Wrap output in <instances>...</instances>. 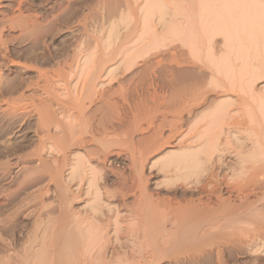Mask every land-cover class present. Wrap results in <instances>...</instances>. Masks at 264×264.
<instances>
[{
	"label": "rangeland",
	"instance_id": "rangeland-1",
	"mask_svg": "<svg viewBox=\"0 0 264 264\" xmlns=\"http://www.w3.org/2000/svg\"><path fill=\"white\" fill-rule=\"evenodd\" d=\"M19 1L0 0V95L6 98L0 103L15 98L12 107L0 104V264H264V0H26L21 12L39 15L38 41L20 34L22 24L7 23L19 14ZM74 60L69 79L56 75ZM91 71L96 74L89 80ZM93 81L97 92L82 94ZM112 89L119 91L111 101L120 102V114L103 105ZM171 92L180 95L174 97L178 109L167 103ZM81 98L83 108L76 104ZM145 104L155 108L145 114L148 120L139 116ZM79 108L100 126L104 110L114 126L124 121L126 130H108L119 133L117 139L125 136L122 143L113 136L120 143L113 148L105 143L112 135L93 137L81 122L85 135L73 121L84 143L71 142L66 156L60 155L44 133L50 128L56 134V126L41 121L49 116L46 121L56 124L65 110L71 130L67 117ZM176 114L180 122L172 129ZM129 129L133 137L125 135ZM101 142L109 145L107 152ZM37 151L44 164L30 176L37 161L22 157ZM200 200V216L179 218L181 204ZM206 218L215 225H206Z\"/></svg>",
	"mask_w": 264,
	"mask_h": 264
},
{
	"label": "bare ground",
	"instance_id": "bare-ground-1",
	"mask_svg": "<svg viewBox=\"0 0 264 264\" xmlns=\"http://www.w3.org/2000/svg\"><path fill=\"white\" fill-rule=\"evenodd\" d=\"M9 1H10V0H9ZM15 1H16V0H15ZM23 2H26V0H20V1L18 2V5H15L16 8H17V6H19V8H18V13H19V14H16V15H15V13H14V15H11V16H12L11 18L8 17V21H9V22L5 21V23H6V22H7V23H13L14 25H16V24H19V25L22 24V25H23V27H22L23 29L20 28L19 25L16 26V28H20V30H21V29L23 30V32L20 33V34H21V35L24 34V35H26V37H27V35L33 37V40L30 39L31 37L29 38V40H32V41H38V40L40 39V34H42V32H41L42 30H39L41 27H40V28L38 27V26L41 25V24L37 23V22H39V21H37V20L39 19V17H37V16H39V15L36 14L37 16H36L35 18H32V17H31L32 15H31L30 17H29V15H27V16L24 15L25 13H24V14L22 13L23 10H22V12H21V8H22L21 6H22ZM15 3H16V2H15ZM69 3H70V2H69ZM70 4H71V3H70ZM11 5H12V4H11ZM3 6H4V5H3ZM41 6H42V5H41ZM24 7H25V6H24ZM69 7H70V6H69ZM4 8H5V7H4ZM40 8H41V7H40ZM67 8H68V7H67ZM15 10H16V9H15ZM69 12H70V11H69ZM12 14H13V13H12ZM50 14H52V13H50ZM67 14H68V13H67ZM53 15H54V14H53ZM8 16H9V15H8ZM40 16H41V14H40ZM64 16H65V15H64ZM67 16H68V15H67ZM6 17H7V16H6ZM42 17H43V16H42ZM52 17H53V16H52ZM56 17H57V16H56ZM59 17H60V16H59ZM48 18H49V17H48ZM48 18H47V20H45V21H48V23H49V21H51V20L54 19V17L51 18V20L48 19ZM45 19H46V18H45ZM65 19H66V18H65ZM1 20H3V19H1ZM58 20H59V19H58ZM42 23H43V22H42ZM48 23H47V24H48ZM49 24H50V23H49ZM49 24H48V25H49ZM55 24H56V23H55ZM3 25L5 26L6 24H3ZM53 25H54V24H53ZM4 26H3V28H4ZM6 26H7V25H6ZM42 26H44V25H42ZM50 26H51V25H50ZM50 26H49V27H50ZM58 26H59V25H58ZM13 27H14V26H13ZM44 28H45V27H44ZM44 28H43V29H44ZM46 28H47V27H46ZM12 29H15V28H12ZM41 29H42V28H41ZM35 30H36L37 32H36ZM44 30H45V29H44ZM2 31H3V30H2ZM0 33H1V34H0V35H1V36H0V41H3L4 38L2 39V32H0ZM35 33H37V35H36ZM48 33H49V32H48ZM248 34H249V35H252V33L250 34L249 32H248ZM254 34H255V33H254ZM257 34H258V33H257ZM35 35H36V36H35ZM46 35H47V34H46ZM252 36H253V35H252ZM11 37H12V36H11ZM35 37H37V38H35ZM250 37H251V36H250ZM27 38H28V37H27ZM5 39H9V38H5ZM15 39H16V38H15ZM23 40H24V39H23ZM36 43H37V42H36ZM0 45H1V44H0ZM36 45H37V44H36ZM5 49H6V48H5ZM5 51H6V50H5ZM9 51H10V50H9ZM7 52H8V51H7ZM4 54H5V53H4ZM6 55H7V53H6ZM68 55H69V54H68ZM2 56H3V55H2ZM70 56H71V55H70ZM72 56H74V55H72ZM3 57L5 58V55H4ZM7 58H8V56H6V59H7ZM64 58H65V57H64ZM73 58L75 59V57H73ZM73 58H72V59H73ZM72 59H71V60H72ZM9 60H11V59H8V61H9ZM69 60H70V59H69ZM5 61H6V60H5ZM128 61L130 62L131 59H130V60L128 59ZM163 61H164V60H163ZM177 61H178V60H177ZM74 62H75V60H74V61H71V62L69 61V62L66 63L62 68H61L62 65L59 66V67L61 68V71H59L58 73H56V75L58 74L59 77H63V78H64L65 76L67 77L69 72L72 73V70H73L72 67H73V65H74ZM132 62H133V61H132ZM160 62H161V61H160ZM160 62H159V63H160ZM3 63H4V62H2V64H3ZM10 63H11V66H17V65L20 64V63L16 64L14 61H11ZM72 63H73V65H72ZM98 63H99V60H98ZM101 63H102V62H101ZM62 64H63V63H62ZM103 64H105V63H103ZM127 64H128V63H127ZM127 64H126V65H127ZM178 64H179V63H178ZM58 65H59V64H58ZM85 65H86V64H85ZM98 65H99V64H98ZM98 65H97L96 67H98ZM130 65L134 66V64H130ZM20 66H21V65H20ZM104 66H105V65H104ZM104 66H103V67H104ZM127 66H129V65H127ZM130 67H131V66H130ZM85 68H86V66H84L82 70L84 71ZM87 68H88V67H87ZM131 68H132V67H131ZM150 68H151V67H150ZM89 69H90V67H89ZM102 69H103V68H102ZM126 69H127V68H126ZM147 69H148V68H147ZM171 69H172V68H171ZM59 70H60V69H59ZM68 70H69V71H68ZM82 70H81V72L83 73ZM91 70H94V68L91 69ZM95 70H96V69H95ZM173 70H174V69H173ZM97 71H98V69H97ZM95 72H96V71H95ZM174 72H175V71H172V73L169 72V74H172V75H171L172 78H176V76H174V75L176 74V72H175V74H173ZM177 72H178V71H177ZM39 73H40V71H39ZM53 73H54V72H53ZM71 73H69V75H70ZM82 73H81V74H82ZM178 73H179V72H178ZM178 73H177V74H178ZM1 74H2V73H1ZM72 74H73V73H72ZM88 74H89V73H88ZM94 74H96V73H94ZM94 74H93L92 71H91V72H90V75H88V76L90 77L91 75L93 76ZM44 75H45V74H44ZM81 76L84 77V74H83V75H80V77H81ZM169 76H170V75H169ZM42 77H43V76H42ZM47 77H48V76H47ZM59 77H56V78H55V76H54V79H57V78H59ZM66 77H65V78H66ZM45 78H46V77H45ZM67 78H68V77H67ZM177 78H178V77H177ZM41 79H42V78H41ZM60 79H61V78H60ZM68 79H69V78H68ZM92 79H93V77H92V78L90 77L89 80H92ZM98 79H99V78H98ZM89 80H88V81H89ZM150 81H151V80H150ZM169 81H170V80H169ZM171 81H173V80L171 79ZM0 82H1V81H0ZM172 83H173V82H172ZM174 83H175V82H174ZM150 84H151V83H150ZM162 84H163V83H162ZM170 84H171V83H170ZM37 85H38V84H37ZM89 85H90V84L87 85V88H88V90H89V88H90V92L86 90L87 92H83L82 94L86 93V94L88 95V93L90 94V93L94 92V90H95V88H96L95 85H97V84H95L94 81H93L92 84H91L90 86H89ZM172 85H173V84H172ZM175 85H176V84H175ZM1 86H2V85H1ZM1 86H0V87H1ZM152 86H153V85H152ZM159 86H160V85H159ZM170 86H171V85H170ZM5 87H6V86H5ZM36 87H37V86H36ZM38 87H39V86H38ZM121 87H122V86H121ZM156 87H157V86H156ZM167 87H168V85H167ZM2 88H3V86H2ZM87 88H86V89H87ZM149 88H150V87H149ZM7 89H8V88H7ZM123 89H124V88H122V89L119 88V90H121L122 92H123ZM146 89H147V88H146ZM165 89H166V88H165ZM176 89H177V88H176ZM82 90H83V89H82ZM125 90H126V89H125ZM3 91H5V90L3 89ZM6 91H8V90H6ZM95 91H96V90H95ZM146 91H148V89H147ZM170 91H173V92H174L175 90H174V89L171 90V88H170ZM0 92H1V91H0ZM96 92H97V91H96ZM118 92H119L118 89H112L111 94H114V95H112V96L110 95V96H111V97H110L109 94H108V96H107L108 98L105 97L106 99H103L104 102H103V101H102V102H103V105L105 104V107H104V108H107L108 110H110V109H111V110H114V108H115L116 112L120 114L121 111H120V112L117 111V109H118V110H121V108H122V106L120 107V105H121L120 102L118 103L117 101H111L112 98H113V96H116L115 94L118 93ZM122 92H121V93H122ZM148 92H149V91H148ZM153 92H154V91H153ZM153 92H152V93H153ZM175 92H178V91H175ZM2 93H3V92H1V95H2ZM11 93H12V92H11ZM80 93H81V92H80ZM94 93H95V92H94ZM94 93H93V94H94ZM166 93H167V92H166ZM7 94H8V92H7ZM76 94H77V93H76ZM154 94H155V92H154ZM157 94H158V93H157ZM157 94H156V96H157ZM172 94H173V93L171 92V95H170V98H169L170 100H167L168 102H167V101H166V102L169 103V104L172 103L173 105H171V106H172V107L175 106V108L178 109V107H177L178 105L176 104V101H175L174 97L176 96V98H177V97H179L180 95L177 96L178 93H176V95H175V93H174L173 96H172ZM1 95H0V97H1ZM9 95H10V94H9ZM13 95H14V94H13ZM70 95H72V93H70ZM79 95H80V94H79ZM96 95H97V94H96ZM106 95H107V94H106ZM122 95H123V94H122ZM4 96H5V95H4ZM21 96H22V97H20V98H21V100H22V98L24 97V94L21 93ZM89 96H91V95H89ZM159 96H160V95H159ZM164 96H165V95H164ZM164 96H163V97L161 96L162 99H164ZM6 97H7V99L9 98L8 95H6ZM10 97H11L10 99L13 98L12 96H10ZM33 97H34V96H33ZM80 97H81V96H80ZM122 97H123V96H122ZM152 97H154V96H152ZM167 97H168V95H167ZM167 97H166V98H167ZM2 98H4V97H1V99H2ZM120 98H121V97H120ZM148 98H149V97H148ZM4 99H6V98H4ZM98 99H99V98H98ZM122 99H123V98H122ZM145 99H146V98H145ZM145 99H144V100H145ZM167 99H168V98H167ZM179 99H180V97H179ZM179 99H177V100H179ZM14 100H15V98H14ZM14 100H10V101L5 100V101L2 102V104L7 105L8 107H12V106L10 105V103H11V101L15 102ZM24 100H26V99H24ZM67 100H68V102H69V99H67ZM67 100H66V101H67ZM72 100H73V102H75V101H74L75 98H74V99H71L70 103L72 102ZM80 100H81V101L83 100L82 103L80 102ZM80 100H76V104H78V105H80V106L82 107V106H83V103H84V99L81 98ZM88 100H89V99H88ZM96 100H97V99H96ZM100 100H101V98H100ZM115 100H116V99H115ZM119 100H120V99H119ZM139 100L141 101L142 99H139ZM150 100H151V99H150ZM0 101H1V100H0ZM123 101H124V100H123ZM133 101H134V100H133ZM157 101L159 102V100H157ZM179 101H180V100H179ZM181 101H182V100H181ZM181 101H180V102H181ZM9 102H10V103H9ZM33 102H34V99H33ZM73 102H72V103H73ZM85 102H86V100H85ZM89 102H90V101H89ZM145 102H147V101H145ZM154 102H156V101H153V103H154ZM162 102H163V101H162ZM64 103H65V102H64ZM64 103H63V105H61V106H62L61 108H63V106H64V108H65V107L68 105L67 102H66V104H65L66 106L64 105ZM91 103H93V101L90 102L89 104H91ZM135 103H136V102H135ZM141 103H142V102H141ZM148 103H149V102H148ZM151 103H152V102H151ZM156 103H157V102H156ZM156 103H155V104H156ZM183 103H184V102H183ZM0 104H1V103H0ZM2 104H1V105H2ZM13 104H14V103H13ZM61 104H62V103H61ZM74 104H75V103H74ZM76 104H75V106H76ZM138 104H140V102H138ZM138 104H137V105H138ZM142 104H143V103H142ZM142 104H141V105H142ZM158 104H159V103H158ZM162 104H164V102H163ZM162 104H160V106H161ZM165 104H166V103H165ZM169 104H168V105H169ZM181 104H182V103H181ZM185 104H186V103H185ZM1 105H0V106H1ZM36 105H37V104H35L34 107H37V106H38V105H37V106H36ZM40 105H42V104L40 103ZM70 105H71V104H70ZM70 105H69V106H70ZM125 105H126V103H125ZM133 105H134V104H133ZM166 105H167V104H166ZM182 105H183V104H182ZM182 105H181V106H182ZM69 106H67V107H69ZM71 106H73V105H71ZM71 106H70V107H71ZM84 106H85V105H84ZM129 106H130V105H129ZM156 106H157V105H156ZM171 106H170V107H171ZM183 106H184V105H183ZM67 107H66V108H67ZM70 107H69V108H70ZM102 107H103V106H102ZM137 107H138V106H137ZM149 107H150V106H148L147 104L143 105L142 108H140L141 110H140L139 112L141 113V115L139 114V116H142V118L145 117V116H146L145 114H148V113H147L148 111H149V114H150V109H151V108L153 109V107H152V106H151L150 108H149ZM154 107H155V106H154ZM163 107H165V106H163ZM14 108L16 109V107H13V108H12V112L15 113V112H17L18 109L15 111V110H13ZM39 108H41V107L39 106ZM42 108H44V107H42ZM82 108H83V107H82ZM82 108H79L80 111L77 110V113H78L77 116H75V115H71V114H70L71 116H68V115H67V116H68L67 118H72V122L69 120V123H67L68 126L70 125L71 130H72V128H73L76 124H77V127H78V126L80 125V123L83 122V123H85V125H83V127L85 128V126H86V127L89 129V131H91L93 137L101 136V135L104 134L103 136L106 135V136H107L106 138L108 139V136L111 137V135H112V134L108 135V133H109L108 130L110 129L109 127L112 126V128H113L112 132H114V131H117L118 127H119V129H120L121 124L124 122V121H122V123L120 122V125L118 124V125H119L118 127H117V126H114V125L111 123V121L107 120V119H108L107 116H106V113H107V112L105 113V110H104L101 114H99V112H98V114L100 115L99 119L97 118V115H96V118L98 119V121H99L100 123L103 122V124H104V125L102 124L103 126H102V125L100 126V124H97L96 121H93L94 119H93V120L90 119V117H91L90 114H91V113H90V112H89V114L86 113V111H84L85 107H84L83 110H81ZM179 108H180V106H179ZM183 108H184V107H183ZM8 109H9V108H8ZM37 109H38V107H37ZM71 109H72V108H71ZM75 109H76V108L74 107V110H75ZM124 109H125V108H124ZM126 109H127V108H126ZM152 109H151V110H152ZM154 109H155V108H154ZM154 109H153V110H154ZM5 110L7 111V109H5ZM5 110H4V111H5ZM9 110H10V109H9ZM43 110H45L44 112H47L46 109H43ZM66 110H67V109H66ZM68 110H69V109H68ZM115 110H114V111H115ZM133 110H134V109H133ZM181 110H183V109H181ZM21 111H22V110H21ZM61 111H62V113H60V110L58 111V112L62 115L61 118H60V116H59V118H57V116H58L57 114H56V117H54V118H57V121L54 119V121H56V124H54L55 122H52L51 120H50L51 122H47V121H49V120H48V119H49V118H48L49 116H47V119H46L47 121L44 120L43 122L41 121V123H45V124H47V125H48V123H50V124L53 123L52 125H55V126H56L57 131H58V132H56V130H55L56 134L59 133V134L62 135V136H59V134H58V136L55 137V136L53 135V134H55V133L52 134V131L50 130V128L46 129V132H44V133L47 134V136H48V140H49L48 143H51V144H52V146L54 147L53 149H56L58 152H61L62 154H60V155H64V156H66L67 147H69V145L71 144V142H72V144H71L72 146H73V144H74L73 142H77V145H82V143H84L83 137H84L85 135H87V134H85L86 131H85L84 128H82V125L79 126V127L82 128L81 131H83V129H84L85 132H84V133H83V132H80V133H83V134H85V135L82 134V135H79L78 137L75 136L76 134L78 135V133H79V132H77L78 129H76V127H75V129H76L77 131L74 132V129L72 130V131L74 132V134H73V132H70V131H71V130H69L70 128L68 129V128L66 127V125H65V122H66V121H64V119H65V115L63 116V114H66L67 111H65V110H61ZM69 111H70V110H69ZM158 111H159V109H158ZM160 111H161V110H160ZM169 111H170V110H169ZM174 111H177V110L174 109ZM174 111H173V112H174ZM178 111H179V110H178ZM178 111H177V112H178ZM184 111H185V109H184ZM12 112H11V113H12ZM36 112H37V111H36ZM39 112H41V111H39ZM39 112H37V113H39ZM48 112H49V111H48ZM74 112H76V110H75ZM110 112H111V111H109L108 114H111ZM129 112H130V111H129ZM129 112H128V113H129ZM152 112H153V111H152ZM171 112H172V110H171ZM179 112H180V111H179ZM14 113H12V115H13ZM41 113H42V114H45V113H43V111H42ZM41 113H40V115H41ZM122 113H123V112H122ZM132 113H133V112H132ZM153 113H156V111L153 112ZM164 113H165V112H164ZM166 113H169V114H170V112H168V110L166 111ZM16 114H17V113H16ZM49 114H51V113H49ZM49 114H48V115H49ZM72 114H75V113H72ZM119 114H116V115L118 116V118H119ZM135 114H136V113H134V115H135ZM172 114H173V113H172ZM125 115H126V114H125ZM153 115H154V114H153ZM170 115H171V114H170ZM173 115H174V114H173ZM41 116H42V115H41ZM50 116H51V115H50ZM52 116H53V114H52ZM92 116H93V115H92ZM122 116H123V115H121V118H123ZM127 116H129V115H127ZM135 116H136V115H135ZM137 116H138V114H137ZM139 116H138L137 118H139ZM147 116H148V117H147ZM147 116H146L145 118H146V119H147V118L149 119V115H147ZM177 116H179V114H178V115L176 114V116L172 118L171 123L168 122V123H170L169 125H172V129H174L173 127H174L176 124H178V122H180V121L178 120L180 117H177ZM44 117H45V116H44ZM94 117H95V116H94ZM108 117H109V116H108ZM112 117L114 118L113 115H112ZM133 117H134V116H133ZM39 118H41V117H39ZM39 118H38V121H39ZM92 118H93V117H92ZM105 118H106V119H105ZM116 118H117V117H116ZM118 118H117V119H118ZM145 118H144V119H145ZM176 118H178V119L176 120ZM97 119H96V120H97ZM117 119L114 118L113 121H115V120L117 121ZM123 119H124V118H123ZM123 119H122V120H123ZM125 119H126V118H125ZM125 119H124V120H125ZM140 119H141V118H140ZM140 119H139V120H140ZM148 119H147V120H148ZM170 119H171V118H170ZM181 119H182V118H181ZM40 120H41V119H40ZM42 120H43V118H42ZM91 120H92V121H91ZM111 120H112V118H111ZM130 120H131V119H130ZM139 120H138V121H139ZM73 121L76 122L75 125H73ZM116 121H115V122H116ZM120 121H121V120H120ZM125 121H126V120H125ZM134 121H135V118H134ZM140 121H141V120H140ZM142 121H143V120H142ZM142 121H141V123H142ZM152 121H153V120H152ZM165 121H166V120H165ZM169 121H170V120H169ZM67 122H68V121H67ZM75 122H74V123H75ZM92 122H96L97 125H93V124H95V123L92 124ZM99 122H98V123H99ZM132 122H133V121H132ZM132 122H129L130 124L128 123V125H129V127H132V130H133V126H132V124H131ZM135 122H136V121H135ZM83 123H82V124H83ZM117 123H118V122H117ZM162 123H163V122H162ZM182 123H183V121H182ZM39 124H40V123H39ZM123 124H124V123H123ZM123 124H122V125H123ZM134 124L136 125V128H137L139 125H141L139 122L137 123L138 125H137L136 123H134ZM149 124H151V123H149ZM52 125H51V126H52ZM128 125H125V126L128 127ZM135 125H134V127H135ZM178 125H179V124H178ZM180 125H181V123H180ZM41 126L43 127V125L40 124V127H41ZM51 126H50V127H51ZM176 126H177V125H176ZM176 126H175V127H176ZM115 127H116V128H115ZM129 127H128V128H129ZM112 128H111V129H112ZM169 128H170V127H169ZM180 128H181V127H180ZM44 129H45V128H44ZM88 129H87V132H89ZM121 129H125V130H126V128H125V127L122 128V126H121ZM138 129L141 130V129H142V126H141V129H140L139 127H138ZM68 130H69V132H68ZM79 130H80V128H79ZM169 130H170V129H169ZM41 131H42V130H41ZM41 131H40V132H41ZM119 131H122V130H119ZM127 131H128V133H127L126 131H124V132L127 133V134H125L126 136L129 135L130 133H134V132H131L130 129L127 130ZM135 131H136V130H135ZM172 131L174 132V130H172ZM175 131H177V130H175ZM37 132H38V131H37ZM37 132H36V133H37ZM117 132H118V131H117ZM129 132H130V133H129ZM170 132H171V131H170ZM173 132H172V133H173ZM177 132H178V131H177ZM91 133H90V134H91ZM121 133H122V132H120V135H121ZM135 133H136V132H135ZM56 134H55V135H56ZM88 134H89V133H88ZM90 134H89V135H90ZM114 134H116V133H114ZM114 134L112 135V138H113L112 141L114 140V137H113V136H115L116 141L119 142V139L121 138V137H119V139H117L118 136H119V133H118V135H117V134L114 135ZM173 134H175V132H174ZM36 135H37V134H36ZM44 135H45V134H44ZM131 135H132V134H130V137H133V136H131ZM32 136H33V135H32ZM82 136H83V137H82ZM116 136H117V137H116ZM157 136H158V135H157ZM41 137H42V136H41ZM45 137H46V135L43 136L44 140L47 139V137H46V139H45ZM154 137H156V136H154ZM43 138H42V141H43ZM101 138H102V137H101ZM101 138H100L101 141H103V142H104L105 140L107 141V139H106L105 137H104L105 140H103V139H101ZM122 138H123V137H122ZM122 138H121V139H122ZM124 138H125V136H124ZM124 138L122 139V141L124 140ZM128 138H129V137H126V139H128ZM152 138H153V137H152ZM163 138H164V137H163ZM39 139H40V138H39ZM85 139H87V138H85ZM121 139H120V143H122V142H121ZM126 139H125V140H126ZM156 139H158V138H156ZM40 140H41V139H40ZM100 140H99V142H100ZM128 140H129V139H128ZM130 140H131V139H130ZM130 140H129V141H130ZM133 140H134V139H133ZM153 140H155V138H154ZM46 141H47V140H46ZM46 141H43V142H46ZM88 141H89V140H88ZM90 141H91V139H90ZM96 141H97V140H96ZM96 141H94V142H96ZM110 141H111V139H109V141H107V142H105V143H109L110 145L114 143V144H113V145H114L113 148L115 147V145H117V144L119 145V144H120V143H117L115 140H114L113 142H112V141L110 142ZM129 141H128V142H129ZM131 141H132V140H131ZM97 142H98V141H97ZM103 142H101V143H99V144L103 146V145L105 144V143H103ZM126 142H127V140H126ZM126 142H125V143H126ZM134 142H135V141L131 142L130 145H133L132 143H134ZM155 142H157V140H156ZM69 143H70V144H69ZM86 143H88V142H86ZM92 143H93V142H92ZM129 143H130V142H129ZM150 143H151V142H150ZM158 143H159V142H158ZM40 144H41V143H40ZM43 144H45V143H43ZM43 144H42V145H43ZM51 144H50V145H51ZM97 144H98V143H97ZM126 144H127V143H126ZM134 144H135V143H134ZM136 144H137V143H136ZM152 144H153V143H152ZM71 145H70V146H71ZM74 145H75V144H74ZM84 145H86V144H84ZM106 145H108V144H105V146H103V148H104V147L106 148ZM128 145H129V144H128ZM130 145H129V146H130ZM156 145H158V144H156ZM40 146H41V145H40ZM52 146H51V147H52ZM133 146L135 147V145H133ZM147 146H148V145H147ZM150 146H152V145L150 144ZM150 146H149V148H150ZM154 146H155V144H154ZM154 146H152V147H154ZM38 147H39V146H38ZM42 147H44V146H42ZM74 147H75V146H74ZM100 147H101V146H100ZM108 147H109V145H108ZM108 147H107V148H108ZM111 147H112V145H111ZM131 147H132V146H131ZM97 148H98V147H97ZM105 148H104V149L101 148V150H105V151H106L107 148H106V149H105ZM115 148H117V147H115ZM132 148H133V147H132ZM132 148H131V149H132ZM146 148H148V147H146ZM146 148L144 147V150H145ZM155 148H156V147H155ZM68 149H70V148H68ZM111 149H112V148H111ZM151 149H153V148H151ZM38 150H39V149H38ZM85 150H86V149H85ZM88 150H91V149L88 148ZM88 150H87V151H88ZM112 150H113V149H112ZM132 150H133V149H132ZM144 150H142V151H144ZM147 150H148V149H147ZM149 150H150V149H149ZM34 151H35V150H34ZM42 151H43V149H42ZM52 151H53V150H52ZM96 151H97V150H95V152H94V150H93L94 155H95ZM99 151H100V150L98 149L97 152H99ZM135 151H137V150H135ZM135 151L133 150L132 152H135ZM154 151H155V150H154ZM37 152H38V153H35V154H34V153L31 154V152H30L31 155H30V154H27V155L25 154V156L22 157V159H23L24 161H30V160H31V161H32V160H36V161H37V164H36L35 166L33 165L31 168H29V173L26 171L28 174H30V176H31V174H32V175H34V174L36 175V174L40 173V169H41V168H40V165L44 164V163H42V162H41L42 164H40V161L43 160V159H42L43 157H42V155H41L42 152H41V153H40V151H37ZM89 152H90V151H89ZM93 152L91 151V153H93ZM106 152H107V151H106ZM112 152H113V151H111V155L114 154V152H113V153H112ZM146 152H147V151H146ZM149 152H150V151H149ZM149 152H148V153H149ZM84 153H85V152H84ZM100 153H101V152H100ZM109 153H110V152H109ZM117 153H118V152H116V154H117ZM143 153H145V152H143ZM143 153H142V154H143ZM148 153H147V154H148ZM58 154H59V153H58ZM86 154L88 155V156H87L88 159H90L89 157H90L91 155H90L89 153H86ZM118 154H119V153H118ZM131 154H132V153H131ZM145 154H146V153H145ZM145 154H143V155H145ZM97 155H98V154H97ZM105 155H106V154H105ZM149 155H150V154H149ZM40 156H41V160H40ZM95 156H96V155H95ZM99 156H100V155H99ZM99 156H98V157H99ZM107 156H109V155H107ZM112 156H113V155H112ZM114 156H116V155H114ZM132 156H134V158L132 159V161H133V160L135 159V156H136V155H132ZM139 156H140V154H139ZM92 157L94 158V156H92ZM98 157H97V158H98ZM117 157H118V155H117ZM136 157H138V156H136ZM142 157H143V156H142ZM62 158H63V156H62ZM104 158H106V157H104ZM131 158H132V157H131ZM140 158H141V157H140ZM19 159H20V158H19ZM63 159L65 160V157H64ZM94 159H95V158H94ZM23 160H22V161H23ZM98 160H99V158H98ZM135 160H136V159H135ZM139 160H140V159H139ZM31 161H30V162H31ZM44 161H45V160H44ZM79 161H80V160H79ZM79 161H78V162H79ZM126 161H127V160H126ZM129 161H130V160H129ZM136 161H138V159H137ZM78 162H77V163H78ZM98 162H99V161H98ZM103 162H104V161H103ZM108 162H109V161H108ZM131 163H132V162H131ZM133 163H134V162H133ZM133 163H132V164H133ZM45 164H46V163H45ZM79 164H80V163H79ZM79 164H78V166H79ZM111 164H112V163H111ZM105 165H106V164H105ZM42 166H43V165H42ZM44 166H45V165H44ZM56 167H58V166H56ZM46 168H48V167L46 166ZM77 168H79V167H77ZM77 168H76V169H77ZM133 168H134V167H133ZM27 169H28V168H27ZM44 169H45V168H44ZM50 169H51V168H50ZM54 169H56V168H54ZM79 169H80V168H79ZM79 169H78V170H79ZM56 170H57V169H56ZM52 171H53V169H52ZM73 171H76V170L74 169ZM93 171H94V170H93ZM26 172H25V173H26ZM30 172H31V173H30ZM46 172H47V170H46ZM55 172H56V171H55ZM57 172H58V171H57ZM77 172H78V171H77ZM143 172H144V167H143ZM49 173H50V172H49ZM52 173H53V172H52ZM78 173H79V172H78ZM78 173H77V176H78V178H79V176H80L81 174L79 173V175H78ZM95 173H96V171H95ZM133 173H134V172H133ZM56 174H57V173H56ZM56 174H54V175H56ZM140 174H143V173L141 172ZM38 175H39V174H38ZM38 175H37V176H38ZM51 175H52V174H51ZM54 175H53V176H54ZM57 175H58V174H57ZM72 175H74V174L72 173ZM75 175H76V174H75ZM93 175H94V173H93ZM77 176H76V177H77ZM132 176H133V175H132ZM135 176H137V175H135ZM33 177H34V176H33ZM38 177H39V176H38ZM73 177H75V176H73ZM80 177H81V176H80ZM94 177H95V176H94ZM94 177H92V178H94ZM141 177H142V176H141ZM144 177H146V176H144ZM56 178H57V177H56ZM81 178H82V177H81ZM122 178H123V177H122ZM138 178H139V177H138ZM147 178H148V177H147ZM147 178H146V179H147ZM25 179H26V177H25ZM28 179H29V177L27 178V180H28ZM35 179H36V178H35ZM35 179H34V180H35ZM73 179H75V178H73ZM124 179H125V178H124ZM146 179H145V180H146ZM32 180H33V179H32ZM92 180H93V179H92ZM95 180H96V178H95ZM95 180H93V181H95ZM139 180H140V179H139ZM147 180H148V179H147ZM56 181H58V180L56 179ZM83 181H84V180H83ZM90 181H91V180H90ZM96 181H97V180H96ZM96 181H95V182H96ZM135 181H136V180H135ZM122 182H124V181H122ZM139 182L143 183L142 180L139 181ZM56 183H57V182H56ZM81 183H82V182H81ZM97 183H98V181H97ZM97 183H95V186L97 185ZM122 184H123V183H122ZM124 184H125V183H124ZM56 185H57V184H56ZM89 185H90V186L92 185L91 182L89 183ZM141 185L145 188V187L147 186V183H143V184H141ZM142 186H141L139 189H143ZM56 187H57V186H56ZM58 187H59V186H58ZM93 187H94V185H93ZM124 187H125V185H124ZM131 187H133V186H131ZM0 188H1V187H0ZM4 188H5V187H4ZM5 189H6V188H5ZM57 189H58V188H57ZM129 190H130V189H129ZM144 190H145V189H144ZM6 191H7V189H6ZM125 191H126V190H125ZM142 192H143V191H142ZM142 192H141V193H142ZM1 193H2V192H1ZM123 193H124V192H123ZM143 193H145V192H143ZM143 193H142V195H143ZM108 194H109V193H108ZM145 196H146V195H145ZM146 197H147V196H146ZM147 198H148V197H147ZM147 198H146V199H147ZM143 199H145V198H143ZM197 199L199 200V198H197ZM147 200H148V199H147ZM147 200H146V201H147ZM193 200H194V199H193ZM202 200H203V199H202ZM146 201H145V202H146ZM186 202H187V201H186ZM201 202H202V201L200 200L198 203L195 204L194 202H191V201H190L189 204H187V205L184 204V205H186V206H184V207H182V204L180 205V202H179V204H177V209H178V205H180V207H179V209H178V212L180 213V214H178V215H179V218H180V215H181V217H182V216L184 217L185 215L188 216V215L191 214V213H194L195 215L197 214L196 216H200V213L202 212L201 210H203L202 207H201V204H202ZM214 202H215V201H214ZM216 202H217V201H216ZM191 203H194V204H191ZM169 204H172V203H168L167 205H169ZM175 204H176V203H175ZM206 204H207V203H206ZM208 204H209V203H208ZM218 204L220 205V203H218ZM212 205H213V204H212ZM155 206H157V205H155ZM158 206H159V205H158ZM170 206H171V205H170ZM173 206H175V205H173ZM173 206H172V207H173ZM202 206H203V205H202ZM204 206H205V205H204ZM206 206H207V205H206ZM213 206H214V205H213ZM213 206H212V207H213ZM151 207H152V206H151ZM172 207H171V208H172ZM207 207H208V206H207ZM215 207H216L215 210H217V207L219 208V206H215ZM157 208H158V207H157ZM157 208H155V211H157V210H156ZM167 208H168V207H167ZM175 208H176V207H175ZM175 208L173 207L172 210H173L174 212L177 213V211L174 210ZM203 208H204V207H203ZM208 208H209L210 210H212L211 207H208ZM213 208H214V207H213ZM177 209H176V210H177ZM158 210H159V208H158ZM172 210H171V211H172ZM210 210H208V211H210ZM151 211H152V210H151ZM168 211H170V210H168ZM173 211H172V212H173ZM204 211H205V210H204ZM204 211H203V212H204ZM206 211H207V210H206ZM212 211H213V210H212ZM153 212H154V210H153ZM157 212H158V211H157ZM160 212H161V211H160ZM174 212H173V215L175 214ZM203 212H202V213H203ZM208 213H209V212H208ZM212 213H215V212L213 211ZM150 214H152V213H150ZM154 214H155V213H154ZM158 214H159V213H158ZM168 214H169V212H168ZM198 214H199V215H198ZM204 214H205V213H204ZM166 215H167V214H166ZM195 215H194V216H195ZM150 216H152V215H150ZM157 216H158V215H157ZM164 216H165V215H164ZM174 216L176 217V214H175ZM189 216H190V215H189ZM189 216H188V217H189ZM165 217H166V216H165ZM183 217H182V219H183ZM149 218H151V217H149ZM156 218H158V217H156ZM161 218H162V216H161L159 219H161ZM184 218H186V217H184ZM195 218H196V217H195ZM159 219H158V221H159ZM174 219H175V218H174ZM207 219H208V218H206V220H207ZM214 219H215V218H214ZM214 219L212 218V220H214ZM208 220L210 221V219H208ZM215 220H216V219H215ZM176 221H177V218H176ZM196 221H197V219H196ZM156 222H157V221H156ZM156 222H155V224H156ZM204 222H205V221H204ZM207 222H208V221H207ZM207 222L205 223L206 225H207V224H210V225H213V224H214V225H215V223H216V222L213 223L214 221L212 222L213 224L211 223V221H210V223H207ZM155 224H154V226H156ZM157 224H158V223H157ZM201 224H202V222H201ZM205 224H202V225H205ZM197 225H199V224H197ZM202 225H201L199 228H203L204 226H202ZM156 227H157V226H156ZM208 227H209V230L212 228V226H208ZM210 227H211V228H210ZM159 228H160V227H159ZM162 228H163V227H162ZM162 228L160 229V231H162ZM156 229H157V228H156ZM203 229H204V228H203ZM206 229H208V228L205 227L204 230L206 231ZM163 230H165V228H163ZM156 231H157V230H156ZM158 231H159V230H158ZM197 231H198V230H197ZM199 231H200V230H199ZM205 231H204V232H205ZM163 232H165V231H162V233H163ZM202 232H203V231H202ZM208 232H209V231H208ZM193 233H194V232H193ZM206 233H207V232H206ZM155 234H156V233H155ZM199 234H200V233H199ZM209 234H210V233H209ZM209 234H205V235H209ZM159 235H161V234L159 233ZM159 235H157V236H159ZM163 235H164V234H163ZM154 236H155V235H154ZM165 236H166V235H165ZM201 236H203V235H201ZM155 237H156V236H155ZM196 237H197V235H196ZM196 237H194V238H196ZM156 238H157V237H156ZM163 238H164V237H163ZM163 238H162V239H163ZM200 238H202V237H200ZM204 238H205V236H204ZM197 239H198V238H197ZM156 240H158V239H156ZM156 240H153V241L155 242V244H156ZM163 240H164V239H163ZM168 240H169V239H168V235H167V241H168ZM165 241H166V238H165ZM89 244H90V243H89ZM91 245L94 246L93 244H91ZM101 245H103V244H101ZM106 245H107V243H106ZM89 246H90V245H89ZM154 246H155V245H154ZM152 249L154 250V247H153ZM153 250H152L151 252H153ZM154 251H155V250H154ZM153 253H154V252H153ZM131 255H132V254H131ZM133 255H134V254H133ZM96 256H97V255H96ZM99 256H100V255H99ZM90 257H91V256H90ZM102 257H105V256H102ZM126 257H127V256H126ZM133 257H135V256H133ZM138 257H139V256H138ZM99 258H100V257H99ZM129 258H130V257H129ZM143 258H144V257H143ZM143 258H141V259H143ZM90 259H93V257L90 258ZM132 259H133V258H132ZM145 259H146V257H145ZM88 261H89V260H88ZM132 261H133V260H132ZM134 261H136V260H134ZM134 261H133V263H134ZM137 261H138V259H137ZM141 261H142V260H141ZM146 261H147V260H146ZM224 261H225V260H224ZM86 262H87V261H86ZM135 263H136V262H135ZM144 263H145V262H144ZM106 264H107V263H106ZM111 264H113V263H111ZM115 264H116V263H115Z\"/></svg>",
	"mask_w": 264,
	"mask_h": 264
}]
</instances>
